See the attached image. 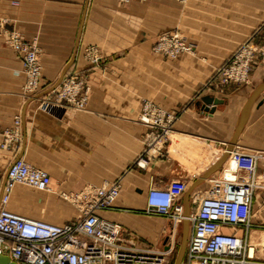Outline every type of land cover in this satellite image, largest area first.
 <instances>
[{
	"label": "crops",
	"instance_id": "1",
	"mask_svg": "<svg viewBox=\"0 0 264 264\" xmlns=\"http://www.w3.org/2000/svg\"><path fill=\"white\" fill-rule=\"evenodd\" d=\"M174 29L187 38L192 52L176 58L154 54V38ZM11 31L37 45L41 78L35 92L24 90L21 59L8 43ZM244 41L256 46L248 80L224 83L215 71ZM90 47L99 54L96 64L87 59ZM70 74L84 78L88 88L81 109L54 101L47 92ZM262 84L264 0H132L125 5L0 0V145L16 116L21 133L19 140L0 146V189L17 157L50 177L46 195L30 198L40 207L67 206L62 196L119 182L113 208L98 215L120 224L129 245L161 249V229L171 221L145 212L149 188L185 183L184 208L185 193L221 159L245 103ZM144 99L176 118L160 156L140 168L135 162L147 130L138 120ZM232 150L262 154L252 211L264 214V88L250 105ZM230 161L228 156L191 190L188 217L217 176L227 169L231 174ZM258 241L264 243V236Z\"/></svg>",
	"mask_w": 264,
	"mask_h": 264
},
{
	"label": "built area",
	"instance_id": "2",
	"mask_svg": "<svg viewBox=\"0 0 264 264\" xmlns=\"http://www.w3.org/2000/svg\"><path fill=\"white\" fill-rule=\"evenodd\" d=\"M8 43L21 59L24 90L34 92L39 88L41 78L36 46L21 41L12 31L8 34ZM255 50L253 43H246L235 51L228 64L218 70L224 83L243 82L248 78ZM154 51L174 58L180 53L192 52V48L173 31L158 38ZM81 84L73 78L64 79L57 100L66 101L77 109L83 108L87 95L80 92ZM138 117L148 132L143 152L135 164L144 168L150 159L162 153L176 115L144 99ZM19 136L20 120L16 116L0 146L6 148ZM261 157L259 152L232 150L229 153L235 166L233 179L214 181L188 217L185 264H264L256 257L255 246L249 240V231L254 227V174ZM238 172L245 173L246 178ZM18 184L45 192L50 188V177L19 157L6 169L0 189V254L7 255L15 264H169L174 250L171 237L165 239L161 249L132 246L123 237L120 224L98 215V211L113 208L120 191L119 182L85 188L70 195L82 215L63 224L10 211L7 206ZM185 189V183L172 182L163 187L152 186L147 193L145 212L169 219L173 236L185 218L181 203ZM224 228L231 231L226 232Z\"/></svg>",
	"mask_w": 264,
	"mask_h": 264
},
{
	"label": "rangeland",
	"instance_id": "3",
	"mask_svg": "<svg viewBox=\"0 0 264 264\" xmlns=\"http://www.w3.org/2000/svg\"><path fill=\"white\" fill-rule=\"evenodd\" d=\"M115 1L118 4L125 5V4L130 3L132 0L128 1V2H122L120 0H115ZM173 31L179 33L185 39L186 43L190 45V43L187 41V38L179 30L174 29V30H172L170 32H173ZM170 32H166V33H170ZM163 34H165V33H163ZM163 34H161L158 37L154 38V40H153L154 42L152 44L151 51L154 54L160 55V56H162L164 58H168V57L163 56L161 53H156L154 51V46H155L158 38L160 36H162ZM24 42H26V41H24ZM28 43L34 44V46H36V48H37V45L35 44L34 41L33 42H28ZM246 43H251V42L250 41H244V42L240 43V45L237 47V49L239 47H241L242 45H244V44L246 45ZM253 45L255 46L254 43H253ZM237 49L234 50V52L230 55V57L224 62V64L222 66H220L219 68L216 69L215 75L218 76L221 81H223L224 77L219 74L218 70L228 64V62L230 61L231 57L234 55V53H235V51ZM87 52H86L87 53L86 56L88 57L87 59L91 63H94V64L98 63L99 54H98L96 48L95 47H90L87 50ZM182 54H186V53L185 52L184 53H180L177 56H175L174 58H176V57H178L179 55H182ZM37 56H38V62H39L38 48H37ZM39 64H40V62H39ZM249 73H250V71H249ZM248 76H249V74H248ZM69 78L70 79L73 78L75 80L80 81L82 83L81 84L82 88H81L80 92H85V94L87 95L88 88H87V85L85 83L84 78H82L81 76L76 75V74H70V75L62 78L59 81L58 84L51 85V86H49L47 88V92H50V93H52L54 95L51 98L52 100L55 101V100L58 99V93L60 92V86L62 87V83H63L64 79H69ZM247 80H248V78L245 81H247ZM245 81H243V82H245ZM238 83H241V82H238ZM37 90H38V88L35 89V91H37ZM63 102H66V101H63ZM138 120H139V117H138ZM147 132H148V130H146V132L144 134V138H145ZM20 135H21V133H20ZM19 139H20V136H19L18 139H14V140L16 141V140H19ZM238 175L241 176V177L246 178V174L245 173L238 172ZM222 176H223V173H220L217 176L218 180H221L223 178ZM48 191H45V192L44 191H38V190H36L33 187H30V186H27V185L18 184V185L15 186L14 191L12 192L13 194L11 195V198H10V201H9L7 207H8V209H10L12 211H15V212H18V213H22V214H26L27 216H29L31 218H36V219L44 220V221H47V222H50V223H55V224H60L63 221H67V220H70V221L72 220L73 221V220L79 218L82 215L80 207H78V205L73 201V197H71L70 195L66 196V197L62 196L60 198L62 200L61 203H64L67 206L54 207L55 208L54 210L50 209V208L40 207V205H37V204H35V203H33L31 201V199H34L35 196L39 197L40 195H43V194L46 195V193ZM31 196H34V197H31ZM255 215H256V217H255ZM261 215L263 217H260L261 219L259 220L258 219L259 217H257V216H261ZM252 222L254 224V227H252L251 230L249 231V240H250L251 243L253 242L255 244L254 246H255V249H256V257L259 258L260 261L264 262V243L258 241L260 239L261 235L264 236V214H259V213L255 214L253 212ZM171 231H172L171 230V226H169V224H165L162 227V229H161L160 241H159V244H158L159 246H161L164 243L166 238L168 239V237H171V239L173 241V244H174V250H173V252L171 254V257L169 259V264H173V262H174V260H175V258L177 256V253L179 251V247H180V244L182 242L183 226H178L177 232H176V234L174 236L170 233ZM182 264H185V255H184Z\"/></svg>",
	"mask_w": 264,
	"mask_h": 264
},
{
	"label": "water",
	"instance_id": "4",
	"mask_svg": "<svg viewBox=\"0 0 264 264\" xmlns=\"http://www.w3.org/2000/svg\"><path fill=\"white\" fill-rule=\"evenodd\" d=\"M264 88V84L258 86L250 95V97L248 98L247 102L245 103L243 110H242V115H241V119L239 121V124L235 130L234 136L229 144V146L227 147L226 151L224 152L223 156L221 157V159L214 164L201 178H199L197 181H195L193 183V185L187 190V192L184 195L183 198V204H184V222H183V235H182V242L180 244L179 247V251L177 253V256L173 262V264H182L184 255H185V251H186V244H187V239H188V235H189V221H188V207H189V196H190V192L191 190L198 185L202 180H204L205 178H207L210 174H212L214 171L218 170L221 168V166L223 165V163L228 159L229 156V152H231L232 147L244 125V122L246 120L247 114H248V110L250 105L252 104L253 100L255 99V97L257 96V94ZM0 264H15V262H13L7 255L4 254H0Z\"/></svg>",
	"mask_w": 264,
	"mask_h": 264
},
{
	"label": "bare ground",
	"instance_id": "5",
	"mask_svg": "<svg viewBox=\"0 0 264 264\" xmlns=\"http://www.w3.org/2000/svg\"><path fill=\"white\" fill-rule=\"evenodd\" d=\"M190 53H191V52H190ZM230 162H231V165H230L229 169H230L231 171H233L234 168H235V166H234V163H233L232 161H230ZM226 172H227V173H226L225 175H223L224 179L232 180V179H233L232 172H231V174H230L228 169L226 170ZM229 174H230V175H229ZM252 244L255 245L253 242H252Z\"/></svg>",
	"mask_w": 264,
	"mask_h": 264
}]
</instances>
